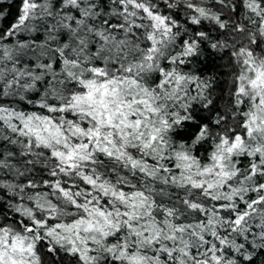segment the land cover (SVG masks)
<instances>
[{
	"label": "snow or ice",
	"instance_id": "obj_1",
	"mask_svg": "<svg viewBox=\"0 0 264 264\" xmlns=\"http://www.w3.org/2000/svg\"><path fill=\"white\" fill-rule=\"evenodd\" d=\"M0 0V264H264V0Z\"/></svg>",
	"mask_w": 264,
	"mask_h": 264
},
{
	"label": "trees",
	"instance_id": "obj_2",
	"mask_svg": "<svg viewBox=\"0 0 264 264\" xmlns=\"http://www.w3.org/2000/svg\"><path fill=\"white\" fill-rule=\"evenodd\" d=\"M18 4H19V0H16V4L11 7L10 15L8 16V19L2 22L4 26H7L8 24H10L12 22V20L15 18L16 14H17ZM2 7L6 11L8 10L9 4H8L7 0H4Z\"/></svg>",
	"mask_w": 264,
	"mask_h": 264
}]
</instances>
